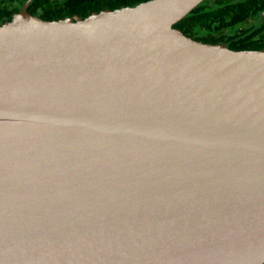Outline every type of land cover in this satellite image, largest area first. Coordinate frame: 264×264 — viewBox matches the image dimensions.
<instances>
[{"label": "water", "instance_id": "1", "mask_svg": "<svg viewBox=\"0 0 264 264\" xmlns=\"http://www.w3.org/2000/svg\"><path fill=\"white\" fill-rule=\"evenodd\" d=\"M203 1L0 24V264H264V50Z\"/></svg>", "mask_w": 264, "mask_h": 264}, {"label": "trees", "instance_id": "2", "mask_svg": "<svg viewBox=\"0 0 264 264\" xmlns=\"http://www.w3.org/2000/svg\"><path fill=\"white\" fill-rule=\"evenodd\" d=\"M28 0H0V24L10 21ZM148 0H32L28 12L59 20L93 12L134 7ZM264 0H205L174 25L186 36L235 51L264 50Z\"/></svg>", "mask_w": 264, "mask_h": 264}, {"label": "flooded vegetation", "instance_id": "3", "mask_svg": "<svg viewBox=\"0 0 264 264\" xmlns=\"http://www.w3.org/2000/svg\"><path fill=\"white\" fill-rule=\"evenodd\" d=\"M108 1H110V0H108Z\"/></svg>", "mask_w": 264, "mask_h": 264}]
</instances>
